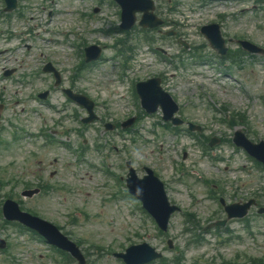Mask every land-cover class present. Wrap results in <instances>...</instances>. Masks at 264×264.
Listing matches in <instances>:
<instances>
[{"label":"rangeland","instance_id":"rangeland-1","mask_svg":"<svg viewBox=\"0 0 264 264\" xmlns=\"http://www.w3.org/2000/svg\"><path fill=\"white\" fill-rule=\"evenodd\" d=\"M167 1H156L157 12L170 21V29L181 31L190 51H201L206 55L205 60H211L214 69L208 63V67L198 66L188 51L181 52L173 38L153 32V42L147 43L142 36H135L136 31H130L126 40L135 55L124 72L128 79H122L124 88L111 87L110 78L120 76L122 57L119 54L117 57L113 49V36L103 37L93 31L118 23V9L109 0H20L19 12L33 18L29 23L34 25V32L24 40L31 48L25 51L21 46H9L5 56L0 55V75L3 68L14 70L5 84L11 85V91L16 90L9 97L19 102L15 106L7 99L0 100L7 110V117L0 120V181L4 183L0 188V204L6 195H10L23 211H34L41 219L62 228V232L79 243L87 264H122L107 250L119 252L129 243L141 242L161 251L165 256L164 264H176L174 259L181 255L180 264H221L225 259H236L237 254L239 264L244 263V256L264 257V215L259 216L255 209L250 211L245 222L231 221L229 232L222 229L213 237L203 233L201 243H192L191 234L185 233V214L194 213L197 221L205 226L215 219L214 215H219V197L227 203L255 198L264 205V170L254 166L243 152L229 143H222L205 154L199 145H193L196 139L176 135L166 125L162 126L158 115L141 119L129 133L103 131L106 122L116 123L139 114L128 81L130 84L131 80L159 75L164 89L178 103L180 117L201 125L203 135L230 138L235 128H241H232L239 120L231 115L240 112L247 117V137L253 142L264 141V56L245 58L240 68L224 61L219 72L218 59L208 54L211 52L215 56L204 46L205 40L198 30L201 25L219 23L225 38L242 37L264 49V0H215L206 5H202L205 0ZM96 6H101L98 15L81 22L77 20V11L89 13ZM1 8L0 0V31L6 28V19L14 21L18 15L4 19ZM63 10L69 14H60ZM50 11L53 13L49 17ZM78 27L82 39L89 44L98 42L105 48L102 62L84 69L80 78L70 80L76 90L97 103L100 119L87 126L82 134L74 131L77 120L71 105L65 104L59 90L52 88L49 76L36 75L32 79V89L30 84L17 85L18 77L29 70L39 71L47 60L62 70L66 85L68 67L76 58L71 49L56 48L45 38H57L54 33ZM0 47H3L1 42ZM157 47L166 52L162 54L165 57L154 50ZM229 47L234 49L235 43ZM178 56L183 63L181 66ZM205 74L214 76L216 81L205 78ZM46 89L51 91L50 102H38L35 93ZM7 92L9 94V90ZM35 110L37 115H33ZM63 114L65 117L58 125L49 120L51 116L56 118ZM34 126L36 129L46 127V130L52 127L59 139L64 138L61 132H66L70 147L82 148L85 156L77 161L62 144L48 143L40 134L35 141L29 136L36 130H32ZM9 130L18 131L21 136L17 134L14 138ZM23 130H28L29 137ZM127 159L132 160L140 176L142 166L154 169L166 183L170 202L182 208L180 213L172 215L166 234H160L151 220L140 213L139 207L123 197L113 198V194L120 195L119 189H124L122 183L118 186L112 173L124 178ZM38 184L49 188L32 199L20 197L21 191L27 189L26 185L33 188ZM69 214L77 217L70 224ZM0 235L8 248L5 253H0V264H58L57 256L47 245L25 231L6 225L1 216ZM168 239L172 249L166 247ZM219 241L227 244L220 245Z\"/></svg>","mask_w":264,"mask_h":264},{"label":"water","instance_id":"water-1","mask_svg":"<svg viewBox=\"0 0 264 264\" xmlns=\"http://www.w3.org/2000/svg\"><path fill=\"white\" fill-rule=\"evenodd\" d=\"M171 210V209H170Z\"/></svg>","mask_w":264,"mask_h":264}]
</instances>
